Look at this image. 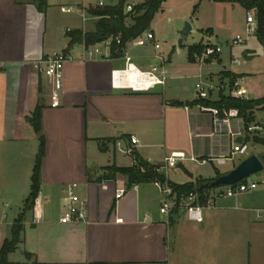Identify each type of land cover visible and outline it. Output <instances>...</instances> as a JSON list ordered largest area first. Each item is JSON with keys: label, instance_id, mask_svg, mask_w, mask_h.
<instances>
[{"label": "crops", "instance_id": "crops-1", "mask_svg": "<svg viewBox=\"0 0 264 264\" xmlns=\"http://www.w3.org/2000/svg\"><path fill=\"white\" fill-rule=\"evenodd\" d=\"M44 1L39 9L32 0H0V247L9 238L30 191L39 145L30 118L37 106L45 145L39 192L33 209L25 215L17 251L8 255L9 264H252L253 253L264 260V212L257 217L248 208L236 206L235 197H222L202 211L201 222L189 220L180 210L167 221L159 212L163 185H127L120 174L105 178L104 170L112 165L131 166L128 150L150 164H161L164 156L182 152L185 159L161 172L170 182L184 184L212 180L218 176L216 172L226 173L244 159L235 161V155L244 154L233 153L232 148L238 138L247 145L250 132L259 135L263 131L261 125L252 121L246 128L244 120L237 117L229 121L231 133L214 134L211 115L199 108L203 104L186 103L198 100V81L216 87L206 101L217 102L227 96L232 75L243 79L246 96L251 95L247 98L262 97L253 95L248 82L252 78L248 64L263 52L261 46L254 36L243 45L230 43L245 29L246 10L237 3L186 0L191 11L186 39L179 35L182 28L179 37L160 43L152 23L164 12L165 1L146 30L159 47L149 43L124 46L136 70L152 72L163 80L142 90L131 88L128 77L113 82L112 72L126 65L123 52L85 58L80 44L68 47L66 31L92 30L97 17L88 10L98 4ZM197 1L213 12L205 25L199 20ZM70 5H83L84 21L78 14L60 19L65 14L60 8ZM182 19L187 21L186 14ZM192 32L200 38L188 44ZM196 44H217L222 50L199 63L187 53V48ZM66 48L73 60L63 68L60 104L51 108L49 81L34 63ZM187 81L192 83V98L186 95ZM130 136L137 142L131 143ZM190 157L206 160L204 164L214 170L212 176H193L186 164L196 158ZM219 157L225 158L223 164H217ZM175 168H181L186 178L176 180V173H169ZM67 186L85 201L83 222H59ZM118 189L124 192L116 198Z\"/></svg>", "mask_w": 264, "mask_h": 264}, {"label": "built area", "instance_id": "built-area-1", "mask_svg": "<svg viewBox=\"0 0 264 264\" xmlns=\"http://www.w3.org/2000/svg\"><path fill=\"white\" fill-rule=\"evenodd\" d=\"M98 6H103L102 2H98ZM127 10L130 11L132 6L127 5ZM62 13L66 14H78L82 21L85 20V9L83 5L78 6H63L60 8ZM256 28L253 10L246 11L245 13V29L242 33L234 35L230 43L232 46H238L246 44L253 36ZM128 43H132L137 46H145L146 44H152L154 48H158L159 44L155 42L154 36L150 31H144L140 36L130 40ZM120 44L119 37L115 39L107 38L104 41L85 46L81 43L83 57L91 58L96 55L101 57L112 56L113 45ZM125 44V45H126ZM222 47L217 44L204 45L200 53H194L193 58L199 63H203L206 59L220 54ZM115 51V50H114ZM126 65L121 70H115L112 72L113 82L116 83L119 79L130 78L131 76H137V81L130 80V86L134 89H148L155 83H162L163 80H159L152 72H139L135 67L129 63L130 57L124 51ZM73 60V55L70 49L55 50L45 55L42 59L34 63V68L45 78L48 79L50 85L49 93V106L56 108L60 104L61 90H62V77L64 65ZM136 71V72H134ZM216 87L213 85H206L201 81L195 84L196 97L198 100L207 99L209 92L213 91ZM225 86L221 85L219 89L223 90ZM228 95L230 97L238 99H248L246 89L243 87V79L236 77L232 81L230 80L227 85ZM199 108L203 112H208L212 117V132L214 134L231 133L229 130V121L232 118L239 117L238 111L235 108L222 110L221 112L215 107H207L199 105ZM130 142L136 143L137 139L134 136H130ZM130 154V150L127 151ZM233 153L246 154L247 145L243 142L236 143L232 148ZM186 156L182 152H172L169 155L163 157L162 163L158 164V170L165 172L168 168L175 167L179 161L185 159ZM191 160H195L194 157H190ZM217 164H223L225 158L219 157L215 159ZM206 160H201L200 163H205ZM134 161L132 160V165ZM247 179V178H246ZM241 180L237 183L230 185H222L221 187L206 188L204 187L201 192L191 191L185 195L179 197L173 193L172 189L168 185H163V201L160 204L159 212L165 216L169 221L171 216L177 210L183 211L186 217L195 222L202 221V211L205 208L213 207L215 201L222 197H237L242 193L253 191L258 186L264 185V180L261 182L252 180ZM157 183V182H156ZM159 184V183H157ZM65 196L63 198V213L60 216V223H78L83 222L86 217L85 201L81 199L73 190L72 186L65 188ZM123 189H118L115 197L119 198L123 194Z\"/></svg>", "mask_w": 264, "mask_h": 264}, {"label": "trees", "instance_id": "trees-1", "mask_svg": "<svg viewBox=\"0 0 264 264\" xmlns=\"http://www.w3.org/2000/svg\"><path fill=\"white\" fill-rule=\"evenodd\" d=\"M166 0H143L142 2L132 6L128 12L124 11L125 0H118L113 6H103L89 9L91 16L97 17L92 30L83 31V29L67 30L65 36L68 38V47L74 44L83 43L85 46L94 45L104 41L107 38L115 39L119 37L120 44L112 47V56H119L125 44L132 39L140 36L146 31L152 22L156 13L161 9L162 4ZM215 3H237L246 11L253 10L256 28L254 37L261 46L264 53V0H208ZM39 9L45 4L44 0H32ZM204 45L196 44L187 48L188 58L193 60L194 53H200ZM115 50V51H114ZM237 76L232 75L231 81ZM180 104L181 103H177ZM187 105L203 104L209 107H215L220 112L230 108L238 111L239 117L244 120L245 126L251 121V111L255 109L264 110V95L258 99H238L230 96H221L217 102H209L206 100H196ZM40 106H37L30 118V123L35 132L39 136L38 151L35 156L34 166L31 174L30 191L25 198L24 206L15 219L9 238L5 239L0 247V264H9L8 255L18 248L21 242V234L23 232V222L27 212L31 211L37 198L40 185V165L44 156L45 145L43 136L40 133L39 123ZM248 128V127H247ZM246 142H252L264 146V138L253 136L251 139L247 137ZM130 155L134 164L129 167H116L114 165L104 168L106 171L105 178H114L117 174L122 175L126 179L127 185L139 183L157 182L161 185H168L177 197L185 195L191 191L199 193L204 188L203 184L207 182L204 179H197L194 182L184 184H176L167 180L164 173L158 170V164H150L141 159L133 151ZM261 162L264 165V154L261 156ZM219 175L218 172H216ZM208 188V187H206ZM29 256L28 253H26Z\"/></svg>", "mask_w": 264, "mask_h": 264}, {"label": "rangeland", "instance_id": "rangeland-1", "mask_svg": "<svg viewBox=\"0 0 264 264\" xmlns=\"http://www.w3.org/2000/svg\"><path fill=\"white\" fill-rule=\"evenodd\" d=\"M118 0H84L85 5H91L96 6L98 2H102L103 5L112 6L117 3ZM143 0H125V7L124 11L128 12L127 5L133 6L135 4H138L142 2ZM196 6H201V2H196ZM199 10V9H198ZM190 6L187 5L186 0H166L165 6H164V12L159 13L155 16L154 21L152 23V27L155 29V32L158 36V40L161 43L163 40L168 41L169 43V37H179L178 30H181L184 26L185 22H188V18L190 17ZM186 14L187 21L182 19V16ZM70 14H61L60 19H66ZM213 16V12L210 8H206V6L202 5L200 7L199 11V20L202 25H205L209 18ZM220 16V14H219ZM85 24L87 26H90L91 21H87ZM195 25V23H194ZM89 29L85 28L83 31H88ZM199 36L192 32L191 35L188 36V44H193L199 40ZM248 67L251 70L252 78L249 80V84L252 86L253 89V95L254 96H263L264 95V54L263 52H259L257 56L254 57V59L248 64ZM209 68H206L204 71H207ZM216 79H213V83H216ZM248 82H245V85L248 86ZM185 87L187 88L186 95L189 98H192L194 96L193 88H191L190 85L192 83L190 81H187L184 83ZM215 93V92H214ZM247 97H251L250 94L247 95ZM249 99V98H248ZM258 123L263 128V131H259V135L254 134V132H250V135L248 136L249 139H251L253 136H258L260 138H264V110L259 109L255 110L252 113V120L248 123V125H253V122ZM248 127V126H247ZM246 127V128H247ZM248 150L246 154L244 155H235L234 160L237 161L240 158H245L246 156L250 154L257 155L259 159L261 160V155L264 154V146L260 144H255L252 142H247ZM259 154V155H258ZM196 161L188 162L186 164V167L190 173H192L193 176L196 177H208L212 176L213 174V168L211 165L208 164H202L200 163V160L198 157H195ZM219 170L225 169V167H218ZM169 173L173 176V173H176L175 178L176 180L185 179L186 175L184 174L183 170L181 168H175L173 170H169ZM246 180H252L261 182L264 180V170L258 173H255L251 176H249ZM220 185L219 187H221ZM218 187V186H217ZM215 188V187H214ZM235 205L240 207L248 208V210L255 214L257 217L258 215H262L264 211V185L258 186L256 190L249 191L242 193L240 196L232 198ZM8 213V212H7ZM264 228V227H263ZM253 263L252 264H264V260L261 259L258 256L256 257V254L253 253Z\"/></svg>", "mask_w": 264, "mask_h": 264}, {"label": "water", "instance_id": "water-1", "mask_svg": "<svg viewBox=\"0 0 264 264\" xmlns=\"http://www.w3.org/2000/svg\"><path fill=\"white\" fill-rule=\"evenodd\" d=\"M190 30L191 25L188 22H185L183 29L179 32L180 37L185 40ZM237 142L241 143V138H238ZM263 170L264 165L262 164V162L254 154H251L245 157L233 169L229 170L226 173L220 174L214 179L204 183L203 187L214 188L220 185H230L244 180L249 176L261 172ZM171 217L175 218V215H172Z\"/></svg>", "mask_w": 264, "mask_h": 264}, {"label": "bare ground", "instance_id": "bare-ground-1", "mask_svg": "<svg viewBox=\"0 0 264 264\" xmlns=\"http://www.w3.org/2000/svg\"><path fill=\"white\" fill-rule=\"evenodd\" d=\"M134 72H136V71H134ZM136 77H137V76H136L135 73H134V75L131 76V81H133V80L137 81V78H136Z\"/></svg>", "mask_w": 264, "mask_h": 264}]
</instances>
